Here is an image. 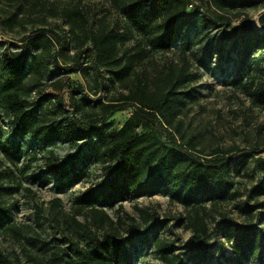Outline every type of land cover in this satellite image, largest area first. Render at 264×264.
<instances>
[{"label": "trees", "instance_id": "trees-1", "mask_svg": "<svg viewBox=\"0 0 264 264\" xmlns=\"http://www.w3.org/2000/svg\"><path fill=\"white\" fill-rule=\"evenodd\" d=\"M7 1L13 6L6 19L9 24L17 19L19 12L34 13L38 9H46L52 15L67 19L68 33L79 45H86L91 53V65L96 76L101 77V69L105 68L120 83L130 74L135 78L126 93L106 102L98 98L88 100L86 95L77 98L76 94L83 92V88L66 86L70 94L69 109L58 104L64 114L50 120L24 103L22 96L27 91L21 90V83L24 70L34 76L37 83L43 70L37 59L26 64L30 48L42 44L43 53L56 62V56L50 50L57 42L60 43L59 38L48 28L37 27L20 38L18 50L6 47L0 55V73L5 77L0 82V102L10 113V125L18 131L28 132L40 142L49 140L76 145L90 137L95 129L99 130L98 123L106 121L126 104L134 103L136 106L101 147L99 154L103 157L102 169L107 174L106 180L87 187L74 199L68 222L70 230L66 234L71 241V254L64 252L65 256H61L54 253L49 264H123L129 262L136 242L149 238L160 264H203L210 254L207 240L211 233L206 218L215 220L210 209L215 210L218 200L225 199L226 194L232 192L231 173L240 171L248 156L237 148H215L207 154L208 158L201 156V151L191 152L195 150L193 141L183 144L174 134L166 135L163 124L169 123L175 104L185 93L180 89L191 76L187 51L201 42L202 36L208 37L209 28L230 25L231 14L242 16L239 24L233 27L231 47L239 57L232 88L241 91L252 105L264 108V67L254 55L256 50L264 49V31L255 29L247 20V9L260 3L264 6V0H204L208 10H203L201 4L193 0H106L109 8L122 16V28L111 27L103 19L96 27H88L87 7L80 4V0H76L75 6H44L41 0ZM258 22L264 28V13ZM44 33L47 36L39 40L38 35ZM129 34L134 36L135 51L120 56L119 45ZM213 41L203 50L211 53L213 49H219ZM177 43L178 60H168L153 86H150L144 69L132 71L135 57L143 55L145 49L149 52L166 51ZM83 59L81 52L77 64H81ZM63 69L70 70L69 67ZM54 83L60 88L65 87L60 79ZM92 101L99 112H81V104ZM13 151L11 146H0L2 157L9 162ZM34 159L35 156H31L21 171L28 169ZM260 165L264 167V161ZM47 166L52 175L67 177L61 184L63 187L70 186L81 177L79 172L65 170L56 157L47 160ZM249 192L264 193V176ZM155 193L167 195L185 211L182 220L192 236L184 252L160 232V223L151 219V214L144 210L139 208L140 224L126 213L113 220L102 207L105 203L115 204L128 196ZM2 198L0 191V220L7 216ZM247 200L242 212L251 216L254 205ZM54 201L58 202L57 199ZM208 201L210 206L206 205ZM121 208L119 204L118 209ZM79 215L83 216V221L78 220ZM222 216L215 222V234L222 233L229 244L231 259L241 263L249 257L259 258L264 239V216L260 220L257 218L260 221L258 227L256 223L241 225L227 215ZM123 225L124 229L121 228ZM225 250L222 245V255ZM0 264L22 263L0 253ZM33 264L45 262L37 259Z\"/></svg>", "mask_w": 264, "mask_h": 264}, {"label": "rangeland", "instance_id": "rangeland-1", "mask_svg": "<svg viewBox=\"0 0 264 264\" xmlns=\"http://www.w3.org/2000/svg\"><path fill=\"white\" fill-rule=\"evenodd\" d=\"M41 1L44 6L77 4L76 0ZM193 2L200 3L203 10H208L204 0ZM80 4L87 7L85 15L88 27H96L103 19L111 27L122 28V16L110 9L106 0H80ZM12 7L7 0H0V55L6 47L18 50L20 38L37 27L48 28L60 42L50 50L55 54L56 62L43 53L42 44L30 48L26 64L37 59L43 70L38 83L27 70L23 72L21 90L27 91L22 96L27 106L52 120L51 118L55 119L64 114L58 104L61 103L65 109H69L70 94L66 86L79 85L83 88V92L76 94L77 98H84L86 95L88 100L94 101L98 98L104 102L126 93L127 88L132 86V80L135 79L132 74L124 78L122 83L113 79L112 74L105 68L101 69V77L96 76L91 65V53L86 45H79L68 33L66 18L52 15L46 9H38L34 13L19 12L17 19L9 24L6 19L13 10ZM262 13L264 6L261 3L247 9V20L260 31H264L258 22ZM230 16V25L209 28L208 37L202 36L201 42L187 51L191 76L180 89L185 93L175 104L169 123L163 126L166 135L174 134L178 142L186 144L193 141L195 150L191 152L201 151V156L208 158L207 154L215 148H237L247 154V160L240 171L231 173L234 193H227L225 199L218 200L215 210L210 209L215 220L206 218L211 233L207 240L210 254L203 264H264V239L259 258L249 257L238 263L229 256V244L222 233L215 234V222L222 215H227L241 225L256 223L257 227L260 226V218L264 216V193L249 192L258 179L264 176V167L260 165L264 161V108L252 105L241 91L232 88L231 82L239 57L231 47L233 27L239 24L242 16ZM46 34H39V40L44 39ZM133 40V34H129L119 45L120 56L135 51ZM210 41L220 48L207 53L203 47ZM178 44L166 51L149 52L145 49L143 55L135 57L132 71L140 72L144 69L150 86H153L168 60H178ZM81 52L84 59L78 65ZM254 55L264 67V49L256 50ZM64 67H69L70 70H65ZM4 78L0 73V82ZM59 79L65 83V87L60 88L54 83ZM93 101L81 104V112H99ZM135 107L134 103L126 104L106 121L98 123L99 130L95 129L90 137L71 145L49 140L40 142L28 132L12 128L10 113L6 105L0 102V146H11L14 150L10 162L0 152V191L7 208V216L0 220V253L22 264H33L37 259L49 264L54 253L61 256H65L64 252L71 254V241L66 234L70 230L68 222L74 199L87 187L106 180L107 174L102 169L103 157L99 154L101 147L108 136L120 128ZM254 148L258 151H254ZM31 156H35V159L30 162V167L21 171ZM53 157L57 158L65 170L79 172L80 179L70 186H61L67 177L60 178L48 170L47 160H52ZM55 199L58 202L55 203ZM246 200L254 205L251 216L242 212ZM119 204L121 209H118ZM206 205L210 206V201ZM102 207L113 220L126 213L141 224L140 208L151 214V219L160 223V232L173 241L181 252L189 246L192 233L184 227L182 217L185 211L165 194L128 196L119 199L115 204L105 203ZM77 218L83 221L82 215ZM121 228L124 229V225ZM222 245L226 249L224 255L220 252ZM131 251L129 262L123 264H160L150 238L137 241L136 248Z\"/></svg>", "mask_w": 264, "mask_h": 264}]
</instances>
